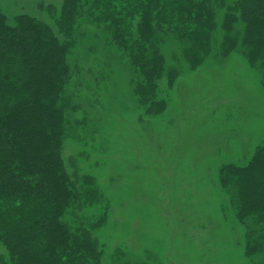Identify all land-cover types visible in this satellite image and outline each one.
<instances>
[{
	"label": "rangeland",
	"instance_id": "374dc122",
	"mask_svg": "<svg viewBox=\"0 0 264 264\" xmlns=\"http://www.w3.org/2000/svg\"><path fill=\"white\" fill-rule=\"evenodd\" d=\"M63 1L0 0V12L10 24L29 14L57 32ZM215 8L207 46L203 32L180 23L151 37L164 60L154 87L105 24L77 21L60 155L82 193L63 221L73 233L91 232L102 264L264 262L263 252L246 254L262 226L240 220L237 187L220 180L224 166H246L264 146L263 59L251 65L244 25L224 31L225 10ZM139 20H128L132 34ZM0 256L17 264L1 241Z\"/></svg>",
	"mask_w": 264,
	"mask_h": 264
},
{
	"label": "trees",
	"instance_id": "16d2710c",
	"mask_svg": "<svg viewBox=\"0 0 264 264\" xmlns=\"http://www.w3.org/2000/svg\"><path fill=\"white\" fill-rule=\"evenodd\" d=\"M215 6L225 10L224 31L244 25L247 58L253 66L263 59L264 65V0H64L57 32L29 14L10 24L0 12V241L12 261L102 264L91 232L73 233L63 221L82 193L60 155L68 105L63 94L71 71L68 55L78 19L85 15L105 24L147 85L154 87L164 60L150 49L151 37L177 31L174 24L180 23L186 32H203L207 46L209 33L216 29ZM137 15V33L132 34L128 20ZM142 87V99L150 100ZM220 180L224 188L236 185L240 220L254 217L262 226L260 238L248 241L246 254L264 253V146L248 165L224 166ZM81 183L89 189L93 182L86 176ZM0 264H6L1 256Z\"/></svg>",
	"mask_w": 264,
	"mask_h": 264
}]
</instances>
